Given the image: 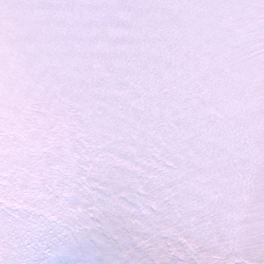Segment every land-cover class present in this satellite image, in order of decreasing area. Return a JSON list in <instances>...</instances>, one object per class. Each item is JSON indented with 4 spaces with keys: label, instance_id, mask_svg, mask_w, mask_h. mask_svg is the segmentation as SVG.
I'll list each match as a JSON object with an SVG mask.
<instances>
[{
    "label": "snow or ice",
    "instance_id": "obj_1",
    "mask_svg": "<svg viewBox=\"0 0 264 264\" xmlns=\"http://www.w3.org/2000/svg\"><path fill=\"white\" fill-rule=\"evenodd\" d=\"M92 240L264 264V0H0V264Z\"/></svg>",
    "mask_w": 264,
    "mask_h": 264
},
{
    "label": "rangeland",
    "instance_id": "obj_2",
    "mask_svg": "<svg viewBox=\"0 0 264 264\" xmlns=\"http://www.w3.org/2000/svg\"><path fill=\"white\" fill-rule=\"evenodd\" d=\"M97 239L111 241L107 233L98 234ZM117 243L112 241L113 246H109L92 240L90 243L63 247L51 255L44 249L38 259L41 264H119L121 258L114 250Z\"/></svg>",
    "mask_w": 264,
    "mask_h": 264
}]
</instances>
